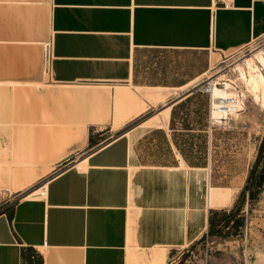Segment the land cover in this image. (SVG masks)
Returning <instances> with one entry per match:
<instances>
[{"label":"crops","instance_id":"1","mask_svg":"<svg viewBox=\"0 0 264 264\" xmlns=\"http://www.w3.org/2000/svg\"><path fill=\"white\" fill-rule=\"evenodd\" d=\"M39 7L47 82L123 85L113 99L128 105L90 124L116 126L106 144L69 139L61 159L75 160L42 199L0 213V264H173L209 234V189L229 190L216 184L219 126L201 78L264 37V0H0V34L11 20L34 30ZM30 148L44 150L37 138ZM32 176L14 173L13 190Z\"/></svg>","mask_w":264,"mask_h":264},{"label":"rangeland","instance_id":"2","mask_svg":"<svg viewBox=\"0 0 264 264\" xmlns=\"http://www.w3.org/2000/svg\"><path fill=\"white\" fill-rule=\"evenodd\" d=\"M38 10L34 30L25 28L24 32L11 20L9 31L4 29L0 34V213L11 210L17 201L44 186L75 160L61 159L69 139L78 141V135L87 131L91 143L87 149L95 150L114 138L115 125L108 132L90 124L103 122L110 114L114 119L128 105H115L113 99L112 91L117 87L124 89L123 85L56 86L47 82L44 58L49 41L44 14L41 7ZM21 33H25L23 40L18 39L23 37ZM32 39L35 44H28ZM19 41L23 45H17ZM261 51L264 52V37L219 57L218 63L201 78V86L216 81L218 89H223L224 80L229 79L227 90L243 104L237 115L217 123L220 157L214 176L218 186L229 189H209L207 195L208 207L219 208L217 226L213 235L179 251L173 264H264V186L256 191L254 201H249L248 192L245 199L240 198L248 169L256 160L264 137V100L261 91L256 94L235 69ZM261 69L264 76V68ZM47 126L54 130L53 134L43 130ZM36 131L39 137H35ZM35 138L44 147L36 156L30 154ZM17 172L33 174L30 185L21 191L13 190L12 177ZM231 211L234 214L230 217ZM228 217L229 222L223 224ZM237 220L240 225L236 228L233 222ZM154 260L162 264L158 256Z\"/></svg>","mask_w":264,"mask_h":264},{"label":"bare ground","instance_id":"3","mask_svg":"<svg viewBox=\"0 0 264 264\" xmlns=\"http://www.w3.org/2000/svg\"><path fill=\"white\" fill-rule=\"evenodd\" d=\"M261 67L264 68V52L262 51L257 53L253 58L246 59L243 65H238L237 67H235V69L238 71V74L241 77V79L245 80L246 83H248L251 86V88L255 91V93L256 91L259 90L261 91L263 98L262 100H264V76L261 73L262 70ZM223 86H224L223 89H218L217 87L212 88L211 95H212V99L214 100L212 103L213 117L219 118L220 117L219 115H222V113L217 110L218 105L221 103L220 101L229 99V97L232 96V93L227 90L230 86L229 79L226 81L224 80ZM43 187H45V185ZM35 191L32 192L31 195L35 196L37 190Z\"/></svg>","mask_w":264,"mask_h":264},{"label":"trees","instance_id":"4","mask_svg":"<svg viewBox=\"0 0 264 264\" xmlns=\"http://www.w3.org/2000/svg\"><path fill=\"white\" fill-rule=\"evenodd\" d=\"M262 163L261 167L260 164ZM260 167V168H259ZM264 186V137L257 149L256 160L253 162L251 168L249 169L244 188L240 194L241 199H245V192H248V199L250 202L255 200L256 191L261 190ZM223 213H226L225 211ZM219 214L218 211H211L209 216V235H213V229L217 226L216 217ZM234 214V211L229 213L230 217ZM223 219L222 223L227 224L229 219ZM240 221H234L233 226L238 227Z\"/></svg>","mask_w":264,"mask_h":264},{"label":"built area","instance_id":"5","mask_svg":"<svg viewBox=\"0 0 264 264\" xmlns=\"http://www.w3.org/2000/svg\"><path fill=\"white\" fill-rule=\"evenodd\" d=\"M49 60H50V54H49V47H48V51L44 58V69L46 73L48 70ZM217 85L218 83L216 81H210L209 83L203 86L204 87L203 92L209 94L210 97H212L211 95L212 88L217 87ZM220 102L221 103L218 105L217 110L221 112L222 115H219L220 116L219 118L213 117L215 123H219L220 120H223L225 117L237 115L242 109V104H243L242 101L240 100V98L234 95L229 97V99L221 100ZM44 195H45V187L42 186L37 190V194L35 195V197L42 199Z\"/></svg>","mask_w":264,"mask_h":264}]
</instances>
